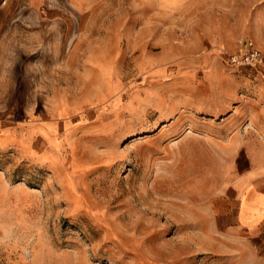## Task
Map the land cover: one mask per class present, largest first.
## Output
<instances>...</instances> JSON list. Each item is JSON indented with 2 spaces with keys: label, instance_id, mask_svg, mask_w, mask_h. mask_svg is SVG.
I'll use <instances>...</instances> for the list:
<instances>
[{
  "label": "rangeland",
  "instance_id": "1",
  "mask_svg": "<svg viewBox=\"0 0 264 264\" xmlns=\"http://www.w3.org/2000/svg\"><path fill=\"white\" fill-rule=\"evenodd\" d=\"M246 41L264 0H0V264H258L221 196L264 158Z\"/></svg>",
  "mask_w": 264,
  "mask_h": 264
},
{
  "label": "crops",
  "instance_id": "2",
  "mask_svg": "<svg viewBox=\"0 0 264 264\" xmlns=\"http://www.w3.org/2000/svg\"><path fill=\"white\" fill-rule=\"evenodd\" d=\"M205 75L208 74L205 73ZM222 102L218 106L215 105V110L227 106L226 101ZM234 119L235 117L228 116L225 120L229 123ZM232 122L240 123L241 120L238 117ZM244 155L246 158L249 156L246 166L243 169H238L236 164L233 165L234 175L223 179L221 196L237 199L239 204L238 214L245 218L242 220L238 215L241 224L246 229L259 230V239L264 242V158L259 159L246 151ZM254 250L256 249L254 248ZM249 251L251 252V250ZM260 255L258 264H264V253Z\"/></svg>",
  "mask_w": 264,
  "mask_h": 264
},
{
  "label": "built area",
  "instance_id": "3",
  "mask_svg": "<svg viewBox=\"0 0 264 264\" xmlns=\"http://www.w3.org/2000/svg\"><path fill=\"white\" fill-rule=\"evenodd\" d=\"M263 62L262 52L252 41H246L236 53L229 55L226 59L229 67H257L261 66Z\"/></svg>",
  "mask_w": 264,
  "mask_h": 264
}]
</instances>
